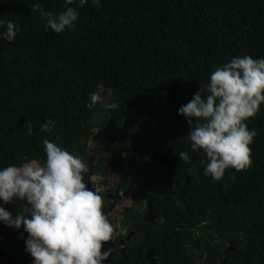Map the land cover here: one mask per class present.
I'll return each mask as SVG.
<instances>
[{
	"label": "trees",
	"instance_id": "16d2710c",
	"mask_svg": "<svg viewBox=\"0 0 264 264\" xmlns=\"http://www.w3.org/2000/svg\"><path fill=\"white\" fill-rule=\"evenodd\" d=\"M35 3L54 15L65 11V0H0V21L18 28L12 42L0 38V170L24 157L43 163L48 139L101 177L113 170L114 190L154 197L161 220L134 246L157 252L158 264H221L227 249L225 264H264V103L246 121L257 133L251 166L227 169L218 182L205 176L206 156L191 151L178 115L216 68L246 55L264 58V0H87L83 7L73 0L77 21L60 34L32 10ZM101 84L102 102L87 108ZM48 120L52 131L41 132ZM131 154L141 160L130 162ZM22 206L0 201L11 215ZM9 231L0 221V264L12 245L25 252L16 262L29 261L23 226ZM107 264L140 261L127 250Z\"/></svg>",
	"mask_w": 264,
	"mask_h": 264
},
{
	"label": "clouds",
	"instance_id": "9594fccd",
	"mask_svg": "<svg viewBox=\"0 0 264 264\" xmlns=\"http://www.w3.org/2000/svg\"><path fill=\"white\" fill-rule=\"evenodd\" d=\"M99 5V0H92ZM83 7L87 0H79ZM65 0V11L54 15L39 3V11L46 27L60 34L71 31L79 13ZM6 23L0 38L12 42L18 32L17 25ZM103 85L90 97L87 108L102 102ZM264 103V58L251 56L233 58L209 76L206 88H199L192 99L178 109V115L187 121V139L191 151H202L206 160L205 176L220 181L227 169L239 173L251 166L249 145L257 135L246 121L254 118ZM116 109L118 104H107ZM28 135L33 134L32 124L26 123ZM54 121L45 122L40 131L51 132ZM46 159L43 163L24 157L20 166L9 165L0 170V201L4 204L26 201L15 218L0 207V221L15 229L23 226L28 234L26 251L34 264H102L110 250L104 245L112 239L114 226L103 212V196L86 187L87 164L78 156L58 147L55 142L43 140ZM187 162L190 156L179 153ZM234 178V177H233Z\"/></svg>",
	"mask_w": 264,
	"mask_h": 264
},
{
	"label": "flooded vegetation",
	"instance_id": "af4514ba",
	"mask_svg": "<svg viewBox=\"0 0 264 264\" xmlns=\"http://www.w3.org/2000/svg\"><path fill=\"white\" fill-rule=\"evenodd\" d=\"M85 182H86V177H85ZM107 191H106L107 192L106 194H100V195L104 197L105 207L108 210V204L107 203H109V201H110V198L112 196L111 192H113V190L112 191L107 190ZM119 191L120 190H117L116 192H119ZM136 193L137 192H135L134 194H136ZM160 194L162 196H164L165 198L170 197L168 194H165L163 192H160ZM146 195L148 197L143 198L141 200L136 199L139 202V204L142 205L141 209L136 210L132 207H125L124 214H123L122 218L120 219L119 223H117V224L115 222L113 223L112 221H110L109 217L107 216L108 211L105 214V216L108 218L110 223H112V225L115 228V231H114L112 239H111V241L113 243V249L111 251L110 259L116 251H120L121 253H124L125 251L128 250L130 253H132L133 259L134 258L139 259L140 264H158L160 256L157 252H155L154 250H152L149 247H147L143 251H141L134 246L135 241L140 240L138 235L144 234L146 232V230L149 228V224H155V223H157L158 220H161L158 212L155 210V208L153 206L154 197L150 196L149 193H146ZM25 206H26V203H25ZM129 210L133 211L131 214L132 216H130L127 219V223H124V219L129 215L128 214ZM123 224H125L124 227H123ZM117 228L119 229L118 231L116 230ZM2 241L5 242V239L2 238ZM8 243L11 244L10 242H8ZM13 248H17V250H16L17 257L16 258L11 257L10 251ZM7 250H8L10 260H5L2 264H31L30 259H29V261H27L25 263H22V261L19 263L15 261L16 259H20L22 256H25V252L21 248H19L18 246L12 245L10 248H7ZM109 261L107 263H109Z\"/></svg>",
	"mask_w": 264,
	"mask_h": 264
},
{
	"label": "rangeland",
	"instance_id": "374dc122",
	"mask_svg": "<svg viewBox=\"0 0 264 264\" xmlns=\"http://www.w3.org/2000/svg\"><path fill=\"white\" fill-rule=\"evenodd\" d=\"M107 99L104 98L103 102L106 103ZM143 159H147L148 156L144 155L142 157ZM141 160V158L135 154H131L130 162L136 164ZM129 162V163H130ZM129 163L126 166V176L129 178L131 176V173L128 171L129 169ZM86 185L88 184L90 189L93 191L97 192L98 194H106L108 191L107 190H113L112 196L110 198V201L108 204V214L107 216L109 217L110 221L113 223L115 222L116 224L119 223L120 219L122 218L124 214V209L125 207H132L136 210L141 209L142 205L139 204L137 200H134L132 195L136 192L135 189L131 188L128 189L127 191L120 190L119 192H116L112 187L116 185V183L119 181V176L113 171L110 170L108 173V176L106 177H101L97 174H95L93 171H90L88 169V172L86 173ZM107 191V192H106ZM123 191V192H122ZM161 192H163V189H161ZM11 233L13 231V227H9ZM117 231L119 230L118 228L116 229ZM28 257L30 259V263L34 264L33 258L31 255L28 253Z\"/></svg>",
	"mask_w": 264,
	"mask_h": 264
},
{
	"label": "water",
	"instance_id": "95a60500",
	"mask_svg": "<svg viewBox=\"0 0 264 264\" xmlns=\"http://www.w3.org/2000/svg\"><path fill=\"white\" fill-rule=\"evenodd\" d=\"M86 187L88 188L89 185L87 184ZM88 189H89V190H92V189H90V188H88ZM25 203L27 204L26 201H25ZM12 217L15 218V215H12ZM229 248H230V247H229ZM112 249H113V243H112V241L110 240L109 242H107V243L104 245V249H103L104 251H108V250H110V255L108 256V259H107V260H105V261L102 262V264H106V263L110 260V256H111V251H112ZM16 250H17V248H13V249L10 251V253H11V257H12V258H16V257H17ZM227 251H228V249L225 251L224 255L221 256V258H220L221 264H225V255L227 254Z\"/></svg>",
	"mask_w": 264,
	"mask_h": 264
}]
</instances>
